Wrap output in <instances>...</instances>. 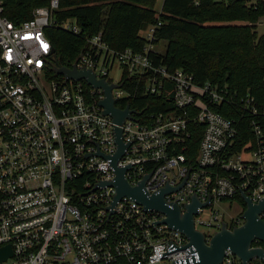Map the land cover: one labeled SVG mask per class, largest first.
I'll list each match as a JSON object with an SVG mask.
<instances>
[{
    "label": "built area",
    "instance_id": "built-area-1",
    "mask_svg": "<svg viewBox=\"0 0 264 264\" xmlns=\"http://www.w3.org/2000/svg\"><path fill=\"white\" fill-rule=\"evenodd\" d=\"M58 8L59 0H51L17 22L0 0V249L12 251L0 264H194L193 247L184 248L187 236L162 223L164 213L131 196L114 204L117 190L108 183L117 176L116 128L127 145L117 166L128 167L129 184L145 180L144 189L154 194L184 182L165 195L166 202L185 213L193 196L208 201L194 224L209 241L224 222L230 229L245 222L242 214L226 221L216 202L239 201L242 193L254 204L264 199V104L238 97L226 84L199 83L182 68L158 64V21L145 30L143 51L111 48L100 31L73 64L116 85L115 106L134 110L118 124L104 113L103 88L46 73L54 53L46 30L81 33L74 20H57ZM114 68L121 71L119 80L110 76ZM138 95L169 97V109L139 110L129 102ZM233 105L248 116L246 141L239 120L217 108ZM198 126L194 154L189 141ZM250 248L264 249V240L255 238ZM222 264L242 261L227 249ZM250 264L264 260L255 257Z\"/></svg>",
    "mask_w": 264,
    "mask_h": 264
},
{
    "label": "trees",
    "instance_id": "trees-1",
    "mask_svg": "<svg viewBox=\"0 0 264 264\" xmlns=\"http://www.w3.org/2000/svg\"><path fill=\"white\" fill-rule=\"evenodd\" d=\"M51 0H3L5 14L21 22L33 10ZM59 0L55 17L74 20L79 35L62 27L46 30L54 53L45 65L50 77L61 78L56 66L72 67L87 46L88 38L103 32L104 41L117 50L143 51L148 40L145 30L161 21L155 32V45L165 44L156 62L169 70L182 68L199 83L207 80L226 84L238 97L250 95L264 104V34L256 30L264 17V0ZM169 97L138 95L130 104L147 112L169 109ZM226 116L239 120L240 137H250L248 116L237 106H219ZM230 109V110H226ZM201 128H193L190 151L197 153ZM240 202L243 199L236 197ZM245 204V203H244Z\"/></svg>",
    "mask_w": 264,
    "mask_h": 264
},
{
    "label": "water",
    "instance_id": "water-1",
    "mask_svg": "<svg viewBox=\"0 0 264 264\" xmlns=\"http://www.w3.org/2000/svg\"><path fill=\"white\" fill-rule=\"evenodd\" d=\"M54 71L57 75H63L68 80L86 79L93 86L103 88L106 97L101 101V105L104 107V113L111 115L116 123H123L134 111L130 106L124 110L117 108L112 97V89L116 85L108 84L105 79H97L91 69H78L76 65H73L72 67L56 66ZM116 134L119 149L112 157V165L116 168L117 176L114 181L108 183L115 186L117 190L114 204L123 196H131L141 203L145 209L164 213L166 217L161 222L187 236L189 241L184 248L193 247L191 249L197 254L193 256L194 264H222L227 249L235 253L241 259L242 264H250L255 257L264 260L263 248H250L255 238L264 240V219L260 217L264 210V199L260 203L254 204L249 196L242 193L243 201L246 204V208L242 213L245 220L244 224L230 229L227 222H224L220 231H217L208 241L205 234L195 228L194 215L198 213L199 207L206 206L209 202L202 203L196 196H193V201L187 206V211L182 213L177 204L173 206L167 204L165 195L183 186L184 182L176 187L166 186L159 193L154 194H149L144 189L145 180L138 186H131L125 176L128 167L117 166L118 161L125 153L127 145L123 142L120 128H116ZM11 255L12 251L9 247L0 249V260Z\"/></svg>",
    "mask_w": 264,
    "mask_h": 264
},
{
    "label": "rangeland",
    "instance_id": "rangeland-1",
    "mask_svg": "<svg viewBox=\"0 0 264 264\" xmlns=\"http://www.w3.org/2000/svg\"><path fill=\"white\" fill-rule=\"evenodd\" d=\"M256 0H249L250 3L255 2ZM163 0H158L157 9L161 10ZM257 32L261 35L264 34V17L261 19V22L258 23ZM165 44L159 45L160 50L164 49ZM114 80H119L121 77V71L119 68H114L110 75ZM243 202L238 200L233 201H223L216 202L214 208L218 210L224 217V219L230 222L233 218L240 216L243 212ZM206 215H201V218H205Z\"/></svg>",
    "mask_w": 264,
    "mask_h": 264
},
{
    "label": "crops",
    "instance_id": "crops-1",
    "mask_svg": "<svg viewBox=\"0 0 264 264\" xmlns=\"http://www.w3.org/2000/svg\"><path fill=\"white\" fill-rule=\"evenodd\" d=\"M261 22V21H260Z\"/></svg>",
    "mask_w": 264,
    "mask_h": 264
}]
</instances>
